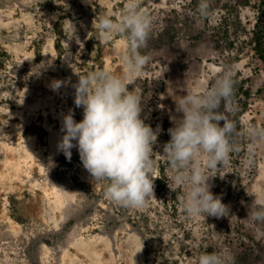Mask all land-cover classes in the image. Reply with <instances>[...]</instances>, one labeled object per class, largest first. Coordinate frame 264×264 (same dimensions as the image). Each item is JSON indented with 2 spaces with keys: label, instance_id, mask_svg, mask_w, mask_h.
<instances>
[{
  "label": "rangeland",
  "instance_id": "obj_1",
  "mask_svg": "<svg viewBox=\"0 0 264 264\" xmlns=\"http://www.w3.org/2000/svg\"><path fill=\"white\" fill-rule=\"evenodd\" d=\"M125 4L0 0V169L8 152L14 154L7 164L11 174L0 180V197L21 227L12 238L1 230L0 247L10 240L19 264H41L43 245L49 249L47 264H61L65 253L74 256L70 264H82L75 257L80 249L93 264H105L99 252L104 247L114 264H196L200 253L224 248L231 252L232 264H264V223L248 216L254 199L248 193L264 184V143L250 149L253 141L246 134L249 126L264 129V0H139L152 21L139 49L149 59L135 82L128 81V89L141 94V119L158 131L151 154L153 197L145 207L132 209L108 200L107 181L93 180L77 148L71 149L70 160L58 150L63 116L72 110L76 121L83 118L82 107L74 102L79 76L123 74L122 53H105L119 43L127 52L123 35L102 39L93 21L102 13L116 18ZM229 70L234 92L220 102L218 112L237 126L231 138L236 150L212 170L209 183L230 213L189 217L182 206L185 189L174 183L163 155L172 118L182 115L176 112L173 94L183 96L185 88L209 90ZM29 135L34 151L41 153L37 160L19 148ZM47 183L67 187L73 198L62 196V204L53 209L46 201L52 190ZM35 195L41 197L46 220L26 212ZM68 207L77 211L71 210L65 220ZM72 239H82L83 246L77 249ZM125 249L135 254L128 259Z\"/></svg>",
  "mask_w": 264,
  "mask_h": 264
},
{
  "label": "clouds",
  "instance_id": "obj_2",
  "mask_svg": "<svg viewBox=\"0 0 264 264\" xmlns=\"http://www.w3.org/2000/svg\"><path fill=\"white\" fill-rule=\"evenodd\" d=\"M206 7L201 4L202 9ZM151 24V17L141 9L139 0H126L116 18L107 13L96 15L93 26L100 38L123 35L128 49L120 57L124 71L79 76L74 85V102L82 107L83 118L76 121L72 110L63 116V135L57 145L69 160L71 149L76 147L93 180L107 181L105 197L132 209H142L153 197L151 154L158 131L141 119V94L135 88L128 89L149 59L139 49L147 41ZM54 87H59V82ZM184 90L183 96L173 94L176 112L182 115L172 118L174 126L168 130L170 140L164 145L163 155L170 162L174 183L185 189L182 206L187 216H226L229 208L210 191L209 180L214 177L212 170L226 163L230 152L236 150L231 138L237 134V126L218 112L220 102L233 95L232 72L218 76L209 90ZM246 134L253 141L250 149L256 143H264V129L249 126ZM248 194L254 197L248 216L254 223H264V184ZM232 261L227 248L205 251L196 257V264Z\"/></svg>",
  "mask_w": 264,
  "mask_h": 264
},
{
  "label": "bare ground",
  "instance_id": "obj_3",
  "mask_svg": "<svg viewBox=\"0 0 264 264\" xmlns=\"http://www.w3.org/2000/svg\"><path fill=\"white\" fill-rule=\"evenodd\" d=\"M106 54H113V53H118L120 55V53H124V45L123 44H118L116 45L113 49H107ZM118 66V65H117ZM114 67V66H113ZM116 73V72H115ZM118 73V72H117ZM119 74V73H118ZM59 136V135H58ZM58 136H55V138L57 139ZM62 136V135H61ZM60 136V137H61ZM52 137V136H51ZM25 142H23V145L21 147H19L20 149H25L23 152H25L27 155H29V157H33L34 159L37 160V158H39L41 156V153L40 152H35L34 149H33V146H34V140L33 138L29 135L28 138H26L24 140ZM53 146V145H52ZM19 151V150H18ZM10 156H9V155ZM7 156L5 157V161H4V168L0 169V180L1 179H5V176H7V173L8 174H11V172H9V168L7 167L8 163L13 159V153L10 151L8 152ZM53 154H54V151H53ZM3 155V154H2ZM5 155V154H4ZM52 160V159H51ZM14 162V161H13ZM49 165V164H48ZM47 165V166H48ZM18 166V165H17ZM51 166V165H50ZM6 168V169H5ZM48 172V169L46 170ZM49 173V172H48ZM46 173L45 175H48L49 174ZM22 175V174H21ZM9 177V176H8ZM46 177V176H45ZM48 178V177H46ZM36 179V178H35ZM50 180H51V177H50ZM14 182V180H11ZM23 181V180H22ZM52 181V180H51ZM30 184V183H29ZM48 184V183H47ZM12 185V183H11ZM32 185V184H30ZM15 186V185H14ZM18 186V185H17ZM34 186V185H33ZM53 188H52V187ZM48 188H51L52 190L48 191L47 193V199L46 201L50 204L51 202V207L53 209H58L59 207V204H62V196L64 198H73V195H72V192L68 190L67 187H58L57 185L54 186V184H48L47 186ZM46 190H49V189H46ZM53 196V198L51 196ZM44 200V199H43ZM69 201L67 202V205L70 206L71 203H70V199H68ZM2 198L0 197V223H2L3 225L1 226L0 228V231H2V234L4 235H7V236H12V235H15L16 234V231L18 232L19 229L21 228L9 215V210L6 206V203L3 204L2 203ZM66 205V204H65ZM62 207V206H61ZM76 207V206H75ZM48 209V208H47ZM61 209V208H60ZM67 209V208H65ZM70 209L69 212H66V215L65 216V220L68 219L72 214L71 213V210H75L74 208L71 209L68 207V210ZM77 210H75L76 212ZM26 212L29 213L30 215H33L35 218H41V219H45L46 220V209L41 201V197L40 196H34L33 200L30 201L26 207ZM59 212V211H58ZM56 213V212H55ZM54 213V214H55ZM50 216V215H49ZM54 216V215H53ZM62 216V215H61ZM82 228V227H81ZM79 228V230L81 229ZM77 230V229H76ZM76 233V231H75ZM74 233V234H75ZM73 234V235H74ZM72 236V235H71ZM76 236V235H75ZM73 237V236H72ZM71 237V238H72ZM12 238V237H10ZM74 238V237H73ZM70 239V238H69ZM134 239V238H133ZM74 239H72L73 241ZM74 246L77 248V249H80L83 244H84V241L82 239H79V240H74ZM12 242L9 240L8 241V245L11 244ZM69 243H71V241H69ZM1 246H4V243H0ZM6 244V243H5ZM6 244V247L5 248H1L0 247V264H19L18 262V255L16 250L11 247V245L8 246ZM130 246V245H129ZM80 247V248H79ZM130 248V247H129ZM20 249V248H19ZM47 247L45 245L41 246V259H40V263L41 264H47L49 262H46V258H45V254L47 252ZM133 249V248H132ZM5 250V251H4ZM49 250V249H48ZM18 251V250H17ZM114 251V249H113ZM134 250H132V252H134ZM99 252H101L100 254H102L104 256V259H105V264H114V261L112 259V255L109 251V249L107 248H100ZM116 252V251H115ZM137 252V251H136ZM48 253V252H47ZM125 257H127L128 259L130 258V255L132 254H135L132 253L131 254V250L129 249H125L122 253ZM137 254V253H136ZM40 256V255H38ZM65 256L63 259H62V263L61 264H70L71 263V260L72 258H74V256H71V255H67V253H65ZM136 256V255H135ZM139 256V255H138ZM51 257V256H50ZM76 258H78L82 264H93L90 260V258L84 253V251H82V249L78 250V254L75 255ZM62 258V257H61ZM136 258V257H135ZM142 258V257H141ZM60 259V258H59ZM100 261V260H99ZM140 261V260H138ZM95 262V261H94ZM134 262V261H133ZM78 263V262H77ZM100 263V262H99ZM98 263V264H99ZM103 263V261H102ZM135 263V262H134ZM142 263V262H141ZM119 264V263H118ZM123 264V263H121ZM129 264V263H128Z\"/></svg>",
  "mask_w": 264,
  "mask_h": 264
},
{
  "label": "trees",
  "instance_id": "obj_4",
  "mask_svg": "<svg viewBox=\"0 0 264 264\" xmlns=\"http://www.w3.org/2000/svg\"><path fill=\"white\" fill-rule=\"evenodd\" d=\"M257 46L260 48L262 46L261 41H257Z\"/></svg>",
  "mask_w": 264,
  "mask_h": 264
}]
</instances>
